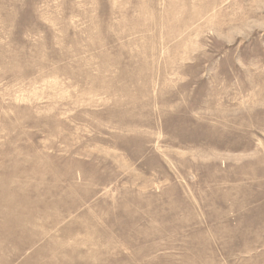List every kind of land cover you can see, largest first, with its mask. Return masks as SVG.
<instances>
[{"label": "rangeland", "instance_id": "rangeland-1", "mask_svg": "<svg viewBox=\"0 0 264 264\" xmlns=\"http://www.w3.org/2000/svg\"><path fill=\"white\" fill-rule=\"evenodd\" d=\"M0 264H264V0H0Z\"/></svg>", "mask_w": 264, "mask_h": 264}]
</instances>
